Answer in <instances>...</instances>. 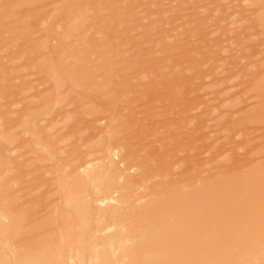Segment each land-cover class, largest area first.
Returning a JSON list of instances; mask_svg holds the SVG:
<instances>
[{
	"label": "rangeland",
	"instance_id": "rangeland-1",
	"mask_svg": "<svg viewBox=\"0 0 264 264\" xmlns=\"http://www.w3.org/2000/svg\"><path fill=\"white\" fill-rule=\"evenodd\" d=\"M260 169L264 0H0V264H264L186 219Z\"/></svg>",
	"mask_w": 264,
	"mask_h": 264
},
{
	"label": "bare ground",
	"instance_id": "bare-ground-1",
	"mask_svg": "<svg viewBox=\"0 0 264 264\" xmlns=\"http://www.w3.org/2000/svg\"><path fill=\"white\" fill-rule=\"evenodd\" d=\"M262 165H263V163H262ZM262 174H264V169H263V171L260 169L259 171L255 172V174H252V175L262 176ZM222 176L223 175L219 174L218 177L210 180V182L208 184L211 183L213 185V187L208 188V186H210V185H207L204 183L205 185L204 184H202V185H204L205 188H201V186H200V189H201V190L199 189L200 191L193 192L196 194H194V196L192 195L191 199L193 200V198H195L196 200H194L192 202H188V205L186 206V219L188 217H191V219L193 218V220H191L192 225L190 226V228L187 229L188 230L187 233L189 231H193V232H195V234L198 237L202 236V237L206 238L207 235H209L212 232V233L216 234L217 237L222 235L221 236L222 238L229 239L228 238L229 237L228 236V230H230L231 228H234V227L236 228V226H239V227L245 226L246 227V224L250 221L251 218H253L254 221H256V222L264 223V213H262L263 209L261 211L260 206L256 205L255 207H257L258 209L253 211V205L254 204H252V203H254V200L258 201V198L260 196L264 197V186L262 188H259L255 185L250 186V185H245V184L240 183L239 185L235 184V185H232V187H226L228 185L227 184L228 182L225 179V177H222ZM246 194H247V196H245ZM245 197H247V198H245ZM248 200L251 201V204L246 205ZM230 202H232V203L228 204ZM245 205H246V207H245ZM260 212H261V214H260ZM244 213H245V215H243ZM241 215H243V216H241ZM224 216L235 217L234 222L232 225L230 224V227H229V224H227V225L222 224V222H221L222 220L219 223L215 224L214 222H209L210 218H208V219L206 218V217H217V219H218V217L221 218ZM210 221H212V220H210ZM213 224H215V225H213ZM247 228H252V227L247 226ZM175 229H176V227H175ZM175 229H174V231H175ZM149 230H150V228H149ZM153 231H151V233ZM151 233H149V234H151ZM257 234L258 233H255L253 236H256ZM182 235L185 238L186 237V231H183ZM202 237H201V240H202ZM164 247H165V245H164ZM206 248H207V246H206ZM165 250H168L167 254L170 256H174L177 253L183 255V259H180V260H174V259L171 260L170 259L168 264H191V262H192V260H191V262L188 260L189 263H186V240H182V241L178 242V244L177 243L176 244H170L169 246L166 247ZM223 252H224V250H221V251L218 250L215 254L217 257H219L220 255L224 254ZM210 262H208V263H210Z\"/></svg>",
	"mask_w": 264,
	"mask_h": 264
}]
</instances>
